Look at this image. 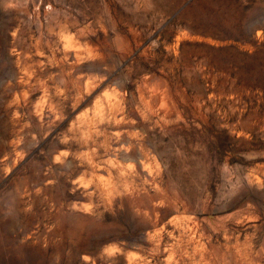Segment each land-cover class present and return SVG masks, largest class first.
I'll return each instance as SVG.
<instances>
[{
	"label": "rangeland",
	"instance_id": "1",
	"mask_svg": "<svg viewBox=\"0 0 264 264\" xmlns=\"http://www.w3.org/2000/svg\"><path fill=\"white\" fill-rule=\"evenodd\" d=\"M0 264H264V0H0Z\"/></svg>",
	"mask_w": 264,
	"mask_h": 264
},
{
	"label": "bare ground",
	"instance_id": "2",
	"mask_svg": "<svg viewBox=\"0 0 264 264\" xmlns=\"http://www.w3.org/2000/svg\"><path fill=\"white\" fill-rule=\"evenodd\" d=\"M83 29H85L86 31H88V29H90L89 28V26L87 25V24H85V25H83ZM80 74V73H79ZM156 98V97H155ZM45 113V112H44ZM118 117V116H117ZM119 130V129H118ZM121 136V135H120ZM180 198V197H179ZM209 218H210V220H211V222L212 223H214V224H216V222H218L219 221V219H217V217L215 218L213 215H209ZM212 253H214V252H212ZM230 258V257H229Z\"/></svg>",
	"mask_w": 264,
	"mask_h": 264
}]
</instances>
